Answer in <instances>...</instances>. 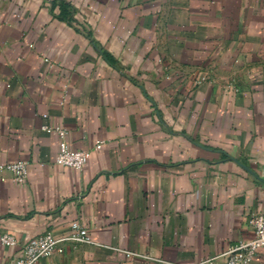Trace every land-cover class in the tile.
I'll use <instances>...</instances> for the list:
<instances>
[{
  "label": "crops",
  "instance_id": "0c3cea01",
  "mask_svg": "<svg viewBox=\"0 0 264 264\" xmlns=\"http://www.w3.org/2000/svg\"><path fill=\"white\" fill-rule=\"evenodd\" d=\"M20 161L0 264L71 222L94 244L37 264H225L264 212V0H0V166Z\"/></svg>",
  "mask_w": 264,
  "mask_h": 264
},
{
  "label": "built area",
  "instance_id": "2783aa9c",
  "mask_svg": "<svg viewBox=\"0 0 264 264\" xmlns=\"http://www.w3.org/2000/svg\"><path fill=\"white\" fill-rule=\"evenodd\" d=\"M41 129L46 133H56L59 137V150L55 159L56 165L76 171H80L86 166L89 159L88 153L69 148L65 140L68 132L65 129L48 126H43ZM103 145V141L97 142L94 150H100ZM3 173L10 175L12 183L24 184L28 175L27 163L20 161L0 166L1 181L6 180L2 176ZM249 224L253 231L252 239L230 247L224 253L225 264H250L258 251H264V212L252 215ZM0 243L6 247H15L17 240L12 234L5 233L0 236ZM67 243L74 246L94 244L88 231L83 226L78 222H71L66 236L57 237L51 232H45L30 239L23 246L22 254L15 264H37L41 259L48 258L53 254L61 255L64 253Z\"/></svg>",
  "mask_w": 264,
  "mask_h": 264
}]
</instances>
